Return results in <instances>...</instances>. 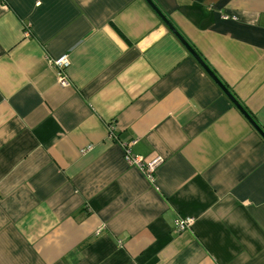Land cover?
I'll list each match as a JSON object with an SVG mask.
<instances>
[{
    "label": "crops",
    "instance_id": "0c3cea01",
    "mask_svg": "<svg viewBox=\"0 0 264 264\" xmlns=\"http://www.w3.org/2000/svg\"><path fill=\"white\" fill-rule=\"evenodd\" d=\"M151 1L264 130V0ZM0 264H264V138L145 0H0Z\"/></svg>",
    "mask_w": 264,
    "mask_h": 264
},
{
    "label": "water",
    "instance_id": "95a60500",
    "mask_svg": "<svg viewBox=\"0 0 264 264\" xmlns=\"http://www.w3.org/2000/svg\"><path fill=\"white\" fill-rule=\"evenodd\" d=\"M150 7L156 12L158 17L166 24V26L174 33V35L179 39V41L185 46L189 53L195 58V60L201 65V67L207 72V74L217 83L223 93L230 99V101L241 111L247 121L252 125V127L259 133V135L264 138V130L256 123V121L249 115V113L240 105V103L235 99V97L227 90V88L215 77L211 70L205 65L203 60L197 55L193 48L185 41V39L180 35V33L173 27V25L168 21L166 16L157 8V6L151 0H145Z\"/></svg>",
    "mask_w": 264,
    "mask_h": 264
},
{
    "label": "built area",
    "instance_id": "2783aa9c",
    "mask_svg": "<svg viewBox=\"0 0 264 264\" xmlns=\"http://www.w3.org/2000/svg\"><path fill=\"white\" fill-rule=\"evenodd\" d=\"M55 64L60 68L67 66L66 57L63 56L57 59L55 61ZM124 160L129 165H133L138 169H140L141 172L150 180L153 179L156 168L162 162V158L160 156L153 157L152 159H144L143 157L133 155L130 151L129 146H126V144L124 147ZM191 223H192L191 218L185 219L178 217L174 221V228L177 229L178 231H182L188 228L191 225Z\"/></svg>",
    "mask_w": 264,
    "mask_h": 264
}]
</instances>
